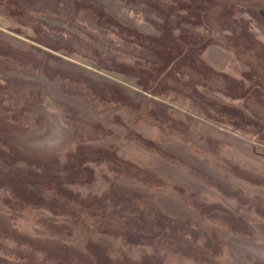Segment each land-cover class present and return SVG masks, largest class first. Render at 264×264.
I'll return each instance as SVG.
<instances>
[{
    "label": "rangeland",
    "instance_id": "obj_1",
    "mask_svg": "<svg viewBox=\"0 0 264 264\" xmlns=\"http://www.w3.org/2000/svg\"><path fill=\"white\" fill-rule=\"evenodd\" d=\"M263 20L264 0H0V264H264L236 197L201 205L161 162L193 147L264 193Z\"/></svg>",
    "mask_w": 264,
    "mask_h": 264
},
{
    "label": "flooded vegetation",
    "instance_id": "obj_2",
    "mask_svg": "<svg viewBox=\"0 0 264 264\" xmlns=\"http://www.w3.org/2000/svg\"><path fill=\"white\" fill-rule=\"evenodd\" d=\"M253 8H256L258 14L262 12V8L258 5L253 6ZM258 27L259 28L256 35L260 43L264 45V24ZM217 51L218 58L222 56L224 58V63H226L228 68L234 69V71H238L244 75L246 74L244 72L245 68H242V65H239L234 60V58H231L230 55L225 52L222 53L219 50ZM106 143L112 149L117 150L118 144L116 142V136H112L111 138L107 139ZM162 153V163L171 165L172 168H169L171 170H177L178 168L186 175L185 177L187 179V185L177 186L185 188L188 192L187 194L193 201L202 203L201 205L206 207L211 205H223L225 207L228 204L224 202L223 196L221 194L222 192H228L237 199V202H235L234 205L229 204V207H226L228 210H230L229 215L231 217L241 219L249 226H264L263 221L255 220V217L251 214V211L264 214L263 192L260 190H255V192H252V189H250L248 186H245L244 182H242L240 178L226 174V172L221 170L215 163L210 162L206 158L198 155V153L194 151L193 147L180 146L176 143L166 142L163 146ZM249 161L250 160H248V162ZM238 168L245 170L239 165ZM215 197L219 198V200L217 199L216 202H213L214 200H210ZM217 202L219 204H217ZM188 213L191 218L189 220L191 221L192 225L211 226L205 222V219L200 213H197L196 211H192L191 213L188 211ZM253 219L256 222L253 221ZM262 235H264V232H260L258 234V236Z\"/></svg>",
    "mask_w": 264,
    "mask_h": 264
}]
</instances>
